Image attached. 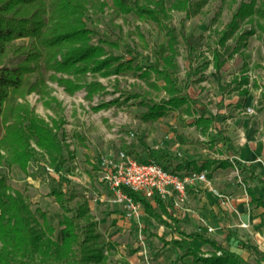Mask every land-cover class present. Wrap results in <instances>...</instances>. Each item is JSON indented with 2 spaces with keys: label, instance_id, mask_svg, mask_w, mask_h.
Returning <instances> with one entry per match:
<instances>
[{
  "label": "rangeland",
  "instance_id": "rangeland-1",
  "mask_svg": "<svg viewBox=\"0 0 264 264\" xmlns=\"http://www.w3.org/2000/svg\"><path fill=\"white\" fill-rule=\"evenodd\" d=\"M100 1L89 3L87 22L100 30L92 34L91 42L99 43L101 38L113 40V45L103 42L107 52L119 58L113 66L120 61L131 65L122 72L102 73L104 69L79 72L75 68H48L41 61L34 74H42L44 84L39 90L23 91L16 100L28 103L48 122L60 116L64 118L62 128L57 131L64 144V160L56 168L49 154L33 143L38 155L26 171L15 163L0 165V172L6 174L7 182L24 196L33 211L41 208L49 216L62 211L51 194L55 185L73 196L69 202L72 207L82 203L88 206L97 222L96 229L104 235L108 264H174L177 260L172 259L173 246L164 245L160 237L170 239L175 233L150 216L142 203L139 214L128 215L126 205L115 202L109 187L100 180L102 160L116 157L121 149L143 160L155 159L163 164L228 160L224 170L218 171L216 182L211 179L212 172L208 177L220 190L231 194L228 184L238 183L245 189L243 181L249 171L243 173L236 160L258 162L264 169L263 157L252 158L253 149L264 152V28L258 25L260 22L264 26V16L256 17V22L245 18L225 44L219 46L220 33L242 0H192L198 11L184 21L185 10L169 8L164 23L174 28L177 38L180 84L177 93L187 94L189 101L156 115L149 106L169 97L163 87L164 78L156 70L145 73V67L136 64H144L142 56L151 61L160 60L169 38L167 29L149 16L116 10L111 0H105L106 5L100 9L96 5ZM172 1L175 0H165L166 6ZM257 3L261 5L264 0ZM250 28L254 31L240 38ZM185 37L196 46L193 58L189 56ZM28 41V38L15 40ZM127 46L138 55L135 57ZM216 46L221 56L227 58L220 72L215 68ZM61 56L58 54L57 58L60 60ZM240 74H248L249 78V91L244 95L234 81ZM61 77L75 79L80 84L69 91L59 82ZM203 107L209 110L206 116L214 118L205 131L195 123ZM228 133L234 138L229 147L220 137ZM47 165L58 171L49 172ZM213 197L216 201L210 198L211 204L227 209ZM149 199L156 203L154 198ZM54 225L60 227L57 218Z\"/></svg>",
  "mask_w": 264,
  "mask_h": 264
},
{
  "label": "trees",
  "instance_id": "trees-1",
  "mask_svg": "<svg viewBox=\"0 0 264 264\" xmlns=\"http://www.w3.org/2000/svg\"><path fill=\"white\" fill-rule=\"evenodd\" d=\"M91 1L0 0V165L11 166L16 163L26 171L31 160L38 155L33 143L43 153L49 154L56 168L64 160V144L57 133L64 124V118L60 116L48 122L28 103L16 100V96L23 91L39 90L44 84L42 74H34L38 72L36 67L41 61L48 68H75L79 72L103 69L102 73L122 72L131 65V62L120 61L113 66L119 58L116 54L108 53L103 44L108 42L113 45V40L101 38L99 43L91 42L92 34L100 31L87 22ZM111 1L118 11H133L141 17L149 16L160 21L169 34L159 61H151L149 57L142 56L144 64H136L139 68L145 67L146 71L143 72L156 70L164 78L163 87L169 97L150 105L152 112L159 115V112L162 114L170 108H179L182 103L189 101L187 94L177 93L180 87L177 75V38L174 28L164 23V17L169 8L181 9L186 12L184 21L198 11V6L192 0H175L169 7L165 0ZM106 3L101 0L96 5L102 9ZM261 16H264V3L259 5L257 0H242L232 19L221 31L218 45L223 46L245 18L256 22V17ZM258 25L264 28L260 22ZM253 31L252 28L247 29L240 38ZM17 38H28L29 41L17 43ZM185 41L189 56L193 58L196 46L188 37H185ZM127 49L135 57L138 55L130 46ZM58 54L62 55L60 60ZM213 55L215 68L220 72L227 58L221 56L218 46L213 49ZM248 80V74L234 78L243 95L249 91ZM59 82L69 91L80 84L75 79L63 77L59 78ZM208 111L203 107L201 116L195 119L197 127L204 131L214 122L213 116H206ZM239 164L236 160V165ZM196 170H202V166ZM123 189L140 201L150 216L175 232L170 239L160 238L164 245L177 248L181 252L180 258L190 255L194 264H264V252L257 246L243 244L257 255L256 260L250 262L205 235L202 230L186 231L160 198L154 197L156 205H153L141 193L127 186H123ZM248 193L252 200L264 206V181L262 195H257L251 189ZM51 194L62 209L61 212L49 216L41 208L33 211L24 196L7 182L6 174L0 172V264H108L104 235L96 229L97 222L89 213L88 206L82 203L76 208L72 207L69 202L73 196L67 194L60 185L53 186ZM55 218L58 219L59 228L54 225ZM194 237L210 243L213 249L206 254L193 241Z\"/></svg>",
  "mask_w": 264,
  "mask_h": 264
},
{
  "label": "crops",
  "instance_id": "crops-1",
  "mask_svg": "<svg viewBox=\"0 0 264 264\" xmlns=\"http://www.w3.org/2000/svg\"><path fill=\"white\" fill-rule=\"evenodd\" d=\"M254 82L257 83L256 80H254ZM219 133L221 132L219 131ZM220 137L222 143L228 147L231 142H234V138L230 133H228L227 136H221L220 134ZM223 137H225V139ZM253 153L252 158L256 156L264 158V152H261V150L253 149ZM241 161H239L240 164L238 166L243 173H247V169L249 171V176L245 174L246 177L243 181L246 185L245 189H242L241 185L238 183L228 184L229 189L233 191L232 194L235 197L234 202L236 210H233L229 206H224V208L227 209L221 210L219 205L217 206V203L211 204L210 200H215V198L204 188H200L199 190L190 188L187 201L189 209L176 207L171 202L163 201V203L168 210L172 208L173 211L171 213L177 218L181 227L186 231L202 230L205 235L215 239L226 248L239 253L246 260L254 262L257 255L246 245L253 244L264 252V206L252 200L248 190L251 189L257 195L263 194L264 169L260 167L258 162ZM215 162V160L206 159L178 163L165 162V164L181 172H186L190 169H196L202 166V169H205L208 175H211L212 172L211 179L213 182H216L218 179V171L224 170L229 162L228 160H221L216 162V165L214 164ZM219 184L222 183L219 182ZM152 203L156 205V203ZM213 207L216 208L215 211L212 210ZM193 241L198 244L206 254L213 249L210 243L204 242L199 237H194ZM206 245L209 247H205ZM172 248V259L177 260L173 262L174 264H194L192 256L188 255L180 258L179 254L181 252L175 247ZM187 258L190 260L187 261Z\"/></svg>",
  "mask_w": 264,
  "mask_h": 264
},
{
  "label": "built area",
  "instance_id": "built-area-1",
  "mask_svg": "<svg viewBox=\"0 0 264 264\" xmlns=\"http://www.w3.org/2000/svg\"><path fill=\"white\" fill-rule=\"evenodd\" d=\"M46 168L49 172L55 170V167L49 165ZM101 173L100 180L106 183L113 193V200L125 204L130 216L139 214L141 202L126 193L123 186L147 198L158 197L165 202H171L182 209H189L187 201L190 188H204L215 195L223 205L236 210L234 195L216 187L205 169L181 172L155 159L143 160L121 149L116 157L102 160Z\"/></svg>",
  "mask_w": 264,
  "mask_h": 264
}]
</instances>
